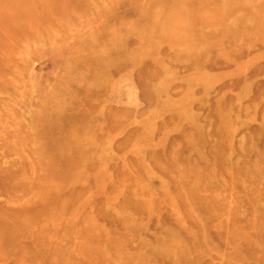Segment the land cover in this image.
<instances>
[{
    "label": "rangeland",
    "instance_id": "rangeland-1",
    "mask_svg": "<svg viewBox=\"0 0 264 264\" xmlns=\"http://www.w3.org/2000/svg\"><path fill=\"white\" fill-rule=\"evenodd\" d=\"M0 238L264 264V0H0Z\"/></svg>",
    "mask_w": 264,
    "mask_h": 264
},
{
    "label": "bare ground",
    "instance_id": "bare-ground-1",
    "mask_svg": "<svg viewBox=\"0 0 264 264\" xmlns=\"http://www.w3.org/2000/svg\"><path fill=\"white\" fill-rule=\"evenodd\" d=\"M151 3V2H150ZM227 5V4H226ZM227 7V6H226ZM239 18V17H238ZM93 39L94 38H92V42L91 43H89L88 44V48H92V47H94L99 41L97 40V43L95 44L94 42H96V40H94L93 41ZM77 49H78V47L76 48V47H74V48H71L70 49V51H69V53H72V52H75V51H77ZM1 239V238H0ZM22 250H26L25 251V259H27V260H30V258H31V260H33L34 258L32 257V251H31V254L29 253V250L27 251V248L26 247H22ZM29 263V262H28Z\"/></svg>",
    "mask_w": 264,
    "mask_h": 264
}]
</instances>
